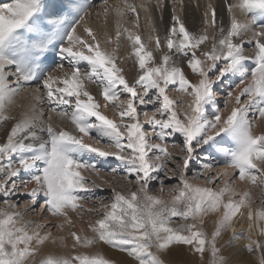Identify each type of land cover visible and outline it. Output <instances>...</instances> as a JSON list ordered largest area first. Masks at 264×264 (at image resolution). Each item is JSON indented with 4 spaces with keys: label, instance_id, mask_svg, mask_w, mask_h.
<instances>
[{
    "label": "snow or ice",
    "instance_id": "1",
    "mask_svg": "<svg viewBox=\"0 0 264 264\" xmlns=\"http://www.w3.org/2000/svg\"><path fill=\"white\" fill-rule=\"evenodd\" d=\"M187 7L0 4V264H264V0Z\"/></svg>",
    "mask_w": 264,
    "mask_h": 264
},
{
    "label": "bare ground",
    "instance_id": "2",
    "mask_svg": "<svg viewBox=\"0 0 264 264\" xmlns=\"http://www.w3.org/2000/svg\"><path fill=\"white\" fill-rule=\"evenodd\" d=\"M1 2H4L5 0H0ZM110 4H113L115 5V2L112 3L110 1H114V0H108ZM132 1V0H131ZM145 2V0H138L137 2H135V4H140V3H143ZM232 0H229V3H231ZM152 3L154 4L155 1L152 0ZM208 3H213V4H216V5H219L221 3V0H194V3H193V0H184V4L186 5V8H185V11L187 12L188 11V5H192L191 7V14L190 16H188L186 18V23H187V26L192 29L193 28V22H192V19L191 17L194 16L195 17V20H196V23L197 25L199 24L201 18H202V13H203V9L204 7L208 4ZM1 4V3H0ZM195 4H199L200 5V9L197 10L195 8ZM95 11V10H94ZM169 17H170V9L167 10L165 12V16H164V21L165 23L167 24L168 20H169ZM91 24H93L94 26H97L99 25L100 21L98 20H95V18H93V20L89 21ZM154 23L156 24L158 30H159V20L158 18L154 17ZM129 28H131V24H128L127 25ZM109 28L110 30H112L113 26L111 25V23L109 24ZM134 31H137L141 37L143 39H147V36L149 35V31H148V25H147V21L144 17V14L143 13H140L139 15V27L136 28V29H132ZM113 35H114V31H113ZM112 47H115V44L112 45ZM129 47H128V44L126 41H124L121 46L119 47L116 55L118 57V63H119V58H124V57H127L129 55ZM122 67L126 66L128 68H131L133 67V63L132 61H127L126 62V65L124 64H121ZM17 103L20 104L21 106H26L27 104L30 103L29 99H27V94H23L22 96L18 97L17 98ZM54 122H58L56 121V118L54 117ZM234 228L236 229V232H239V231H244L242 232V235H246L247 233L245 232V228H246V221L244 223H241L239 221V217H237L235 220H234ZM258 239H261V240H264V237H257ZM239 241H237L238 243ZM246 243L245 240H241L239 243H238V247L239 246H242ZM245 259L248 258V256H243Z\"/></svg>",
    "mask_w": 264,
    "mask_h": 264
},
{
    "label": "rangeland",
    "instance_id": "3",
    "mask_svg": "<svg viewBox=\"0 0 264 264\" xmlns=\"http://www.w3.org/2000/svg\"><path fill=\"white\" fill-rule=\"evenodd\" d=\"M137 1H138V0H132V1L130 0V2H133V3L137 2ZM154 1H155V0H154ZM6 2H8V0H5L4 2H1V1H0L1 4L6 3ZM108 2H109V1H108ZM110 2H112V3L115 2V3H116V0H114V1H110ZM115 47H116V45H115ZM219 99H220V106L223 107V97H220ZM108 114L111 115V113H108ZM255 131H257L258 133H259V132H264V119L259 120V121L257 122V128L255 129ZM31 187H32V186L30 185L29 188H31ZM237 187L240 188V189H244V188H245V185H243V184H238ZM109 192H110V190L107 189V188L104 189L103 193H100L99 190H97V194H101V195H107ZM0 207H3V205H0ZM21 210H23V208H21ZM26 219H32V220H34V221H36V222H42V221H40V219H39V212H38V214L35 215V216L26 217ZM43 222H44V223H49V222H53V223H54L55 221H52L51 218H49L48 221H43ZM242 232H244V231L236 232V229H235V234L238 235V236H241V235H242ZM53 234H54V235H59V233H55V232H54ZM229 235H230V234L226 233V234L224 235V239H227ZM240 241H241V240H240ZM240 241H239V242H240ZM68 242H69V244L71 243L70 240H69ZM239 242H238V243H239ZM221 243H223V241H221ZM238 243L236 242V245H237V246H238ZM50 249H51V245H48V246L46 247V250H50ZM100 251H102L107 257H109V258H111V259L118 260V259L121 258V254H119V253H117V252H114V251L108 249V248L105 247V246H101V247H100ZM242 255H243V256H248L247 253H242ZM184 259H186V260H188V261H191L192 264H195L194 258L191 257L190 255L185 254Z\"/></svg>",
    "mask_w": 264,
    "mask_h": 264
}]
</instances>
